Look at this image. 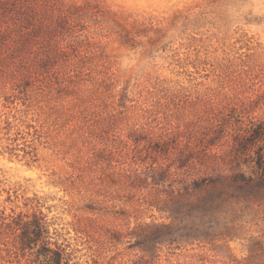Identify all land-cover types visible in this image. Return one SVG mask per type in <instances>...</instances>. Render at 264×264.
I'll list each match as a JSON object with an SVG mask.
<instances>
[{"label":"rangeland","instance_id":"374dc122","mask_svg":"<svg viewBox=\"0 0 264 264\" xmlns=\"http://www.w3.org/2000/svg\"><path fill=\"white\" fill-rule=\"evenodd\" d=\"M34 222L61 264H264V0H0V264H47Z\"/></svg>","mask_w":264,"mask_h":264},{"label":"trees","instance_id":"16d2710c","mask_svg":"<svg viewBox=\"0 0 264 264\" xmlns=\"http://www.w3.org/2000/svg\"><path fill=\"white\" fill-rule=\"evenodd\" d=\"M22 234L26 241V247L30 250L36 249V246L43 244L35 254L47 264H61L63 260V252L59 249L54 250L45 245L44 235L45 229L39 222L27 223L23 228ZM35 251V250H34Z\"/></svg>","mask_w":264,"mask_h":264}]
</instances>
